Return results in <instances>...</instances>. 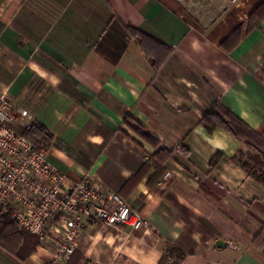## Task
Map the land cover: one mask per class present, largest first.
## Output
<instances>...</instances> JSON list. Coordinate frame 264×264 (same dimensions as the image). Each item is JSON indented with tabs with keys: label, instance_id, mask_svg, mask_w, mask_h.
<instances>
[{
	"label": "crops",
	"instance_id": "obj_1",
	"mask_svg": "<svg viewBox=\"0 0 264 264\" xmlns=\"http://www.w3.org/2000/svg\"><path fill=\"white\" fill-rule=\"evenodd\" d=\"M114 19L146 36L128 37L117 63L97 46ZM263 69L264 0H0V96L14 122L53 133L49 158L68 183L89 171L149 221L87 224L55 264H159L167 241L181 264H264V184L231 159L242 143L201 120L217 102L264 133ZM159 149L172 152L164 174L149 160ZM32 248L22 260L0 244V264L52 260L53 241Z\"/></svg>",
	"mask_w": 264,
	"mask_h": 264
},
{
	"label": "built area",
	"instance_id": "obj_2",
	"mask_svg": "<svg viewBox=\"0 0 264 264\" xmlns=\"http://www.w3.org/2000/svg\"><path fill=\"white\" fill-rule=\"evenodd\" d=\"M15 119L7 97L1 95L0 208L41 243L54 242L52 260L43 264L68 261L87 224L126 226L131 230L149 226L146 218L106 189L91 172L68 183L63 171L51 162L46 147H36L12 128Z\"/></svg>",
	"mask_w": 264,
	"mask_h": 264
},
{
	"label": "trees",
	"instance_id": "obj_3",
	"mask_svg": "<svg viewBox=\"0 0 264 264\" xmlns=\"http://www.w3.org/2000/svg\"><path fill=\"white\" fill-rule=\"evenodd\" d=\"M134 34L138 37H134ZM128 37L137 38L140 46H143L144 38H146L141 31L133 26H124L119 21L115 20L113 22L112 20V23H110L109 28L97 43V46L112 62L117 63L128 47ZM201 120L208 133H212L218 127L223 128L241 142L243 147L246 146L248 148L249 151L246 152L242 147L231 159L239 164L250 176L264 184V133L254 131L243 119L230 110L223 108L217 102L205 111ZM123 122L155 148L160 146V141L146 133L144 128L132 115L126 114ZM10 125L18 133L28 138L36 147L49 148L53 142V133L39 121L34 120L29 127L18 125L17 122H13ZM170 156H172L171 151L159 149L149 160L152 161V166L156 167L159 173L164 174V166L159 164V157L163 158L164 164L165 157ZM223 157H225V154L219 151L212 158L210 168H214ZM245 157L247 158L245 159ZM256 220L260 224L261 230L256 236L254 243L256 248L264 254V219L256 218ZM0 244L17 254L22 260H25L22 252L33 247L30 250L32 251L36 245L41 244V239L19 226L11 219L8 213H5L0 208ZM185 257L186 253L179 246L167 241L164 255L159 264H181Z\"/></svg>",
	"mask_w": 264,
	"mask_h": 264
},
{
	"label": "rangeland",
	"instance_id": "obj_4",
	"mask_svg": "<svg viewBox=\"0 0 264 264\" xmlns=\"http://www.w3.org/2000/svg\"><path fill=\"white\" fill-rule=\"evenodd\" d=\"M18 125H21V126H23L20 122H18ZM48 149V148H47ZM243 149L246 151V152H248L249 150H248V148L246 147V146H244L243 147ZM247 157H245V159H246ZM261 230V229H260ZM260 232V231H259ZM261 252V251H260ZM262 253V252H261Z\"/></svg>",
	"mask_w": 264,
	"mask_h": 264
}]
</instances>
